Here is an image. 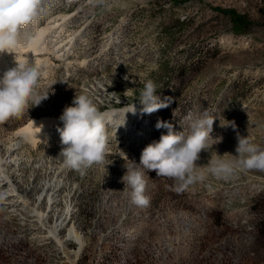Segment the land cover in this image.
<instances>
[{
    "label": "rangeland",
    "instance_id": "1",
    "mask_svg": "<svg viewBox=\"0 0 264 264\" xmlns=\"http://www.w3.org/2000/svg\"><path fill=\"white\" fill-rule=\"evenodd\" d=\"M40 25L51 26L41 61L21 50L15 56L43 67L35 91H50L49 98L0 123V158L1 145L20 140L17 129L31 117L58 119L7 165L27 204L47 218L0 203V264H264V171L238 170L227 180L206 172L180 192L174 180L145 173L146 206L132 204L121 182L125 165L139 163L142 150L166 134L156 129L158 119L188 134L189 113L207 109L218 117L211 135L222 142L202 151L198 166L236 155L237 134L264 147V0H52ZM4 55L13 67L14 54ZM149 79L173 102L140 115L138 97ZM75 93L102 112L116 109L107 129L109 165L83 174L57 158L59 116ZM132 103L137 115L126 114L115 135L122 108ZM50 182L58 187L54 198L39 203ZM59 221L61 238L69 224L81 233L78 252L76 240L50 234Z\"/></svg>",
    "mask_w": 264,
    "mask_h": 264
},
{
    "label": "clouds",
    "instance_id": "2",
    "mask_svg": "<svg viewBox=\"0 0 264 264\" xmlns=\"http://www.w3.org/2000/svg\"><path fill=\"white\" fill-rule=\"evenodd\" d=\"M51 7L52 0H0V55L14 54V66L0 72V123L21 117L29 110L30 102L36 107L49 98L50 91L43 95L35 91L43 67L17 62L15 51L22 41L31 40V29L50 13ZM157 88L158 85L151 79L143 82L138 97L140 115L166 109L173 102L172 97L161 99ZM137 111L134 103L124 106V120L116 126L115 135L116 130L126 124V114L135 116ZM217 118L207 109L195 118L189 113L188 134L182 126L183 130L177 131L171 122L158 119L156 129H166V134L162 133L158 141H152L142 150L139 163L131 160V165H125L126 172L121 182L124 184L123 191L129 193L130 202L136 206L148 205L145 173L155 172L156 176L174 180L176 191L180 192L189 185L203 182L206 172L227 180L238 170L264 171V147L239 134L236 155L217 154L207 165H197L202 151H209L213 145L222 142L223 137L213 138L211 135ZM59 120L63 126L57 128L61 145L57 158L65 167L83 174L94 164H106L109 148L107 129L113 123L108 112L100 111L90 96L75 93L71 104L63 108ZM225 155H230L231 159H224Z\"/></svg>",
    "mask_w": 264,
    "mask_h": 264
},
{
    "label": "bare ground",
    "instance_id": "3",
    "mask_svg": "<svg viewBox=\"0 0 264 264\" xmlns=\"http://www.w3.org/2000/svg\"><path fill=\"white\" fill-rule=\"evenodd\" d=\"M50 31H51V26L49 25L34 26L31 29L32 32L31 40L22 41L21 46L16 50H21L27 53L29 52L35 57V59H37L38 62H40L41 58L37 55L38 52L42 50H46L48 48L47 35L51 33ZM4 54H8V53H4ZM4 54L0 55V72L7 69V63ZM8 55L12 56V54H8ZM123 108H122V112H123ZM106 112H108L112 117L116 113V109L108 110ZM57 120H58L57 118H53L50 116L31 117L26 123H24L22 126H20L17 129V132L23 134L20 140H13L8 142L7 144L1 145L5 149V153H4L5 155H3L4 157L0 158V191L2 192L1 195L3 199L2 201H0V203H2L4 207L7 209H12L15 206L18 207L19 205H23L24 207L28 208V211L34 212V214L38 216V219L43 223L47 218V213L43 209H36L34 207H30V205L27 204L28 199L26 195H23L22 193L19 192V190H17L18 188L17 185L15 184V180L12 177V175L8 172L7 165L8 166L11 165L14 162L15 158L16 157L18 158L25 151V148L23 147V143L25 141L29 143H33L37 138L40 137L43 138L44 136H48L51 125L56 123ZM41 125H43V127ZM48 185L50 186V190L47 191V193H45L44 191L41 192L38 198L39 203L42 201V199L48 198V200L51 201L54 198V190L55 188L57 189L58 187L56 184H53V182L52 183L50 182V184ZM60 225L61 222L59 221L58 223L49 226L50 234L52 236L57 237L59 241H62L67 237L76 240V242L78 243V248L76 252H78L83 246V238L81 233L74 227L73 224H69L66 227V232L64 234V237L61 238L59 236Z\"/></svg>",
    "mask_w": 264,
    "mask_h": 264
}]
</instances>
